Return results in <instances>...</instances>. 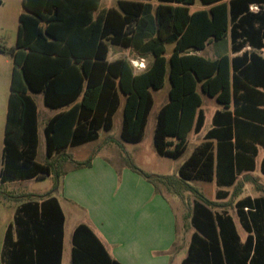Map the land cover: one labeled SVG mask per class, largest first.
<instances>
[{
    "label": "trees",
    "instance_id": "16d2710c",
    "mask_svg": "<svg viewBox=\"0 0 264 264\" xmlns=\"http://www.w3.org/2000/svg\"><path fill=\"white\" fill-rule=\"evenodd\" d=\"M158 1L157 6L120 1V12L101 11L96 22L85 25L82 22L88 20L87 15L73 12L77 9L72 5L25 0L15 47L0 45V53L12 56L14 61L0 194L8 184L31 180L52 178L53 187L44 195L15 197L20 205L6 232L2 264H62L65 216L54 194L70 170L92 167L97 155L76 161L67 151L98 141L102 132H111L123 99L121 140L140 144L154 107L152 91L164 87L167 75L171 82L169 100L158 112L154 132V145L161 157L181 159L188 150L189 134L201 132L205 116L200 110L199 90L224 109L215 114L207 142L193 151L177 175L145 172L131 159L124 162L125 167L165 199L162 187L170 192L184 189L199 196L189 216L197 233L181 264H264V198H246L236 204L247 233L243 240L233 218L226 212L213 216L210 208L214 203L189 184L216 180L219 187H231L243 172L242 96L238 86L241 60L229 55L209 60L191 51L203 50L211 39L220 42L229 34L234 52L248 44L262 48L264 11L259 7L258 13H252L250 4L264 0H230L229 5L225 0H200L209 8L193 13L190 7L197 0ZM75 15L81 17L78 24ZM150 17L153 31L142 38L138 48L137 33L144 34ZM259 19L263 25L257 28ZM133 23L135 29L131 28ZM168 44L174 45L169 59L165 57ZM110 46L132 48L151 56L152 62L137 74L128 60L109 61ZM19 80L25 84L23 89ZM30 93L42 94L50 109H67L45 123V163L37 160L38 109ZM210 139H217V145ZM67 163L72 169H64ZM71 243V264H121L87 225L75 229Z\"/></svg>",
    "mask_w": 264,
    "mask_h": 264
},
{
    "label": "crops",
    "instance_id": "0c3cea01",
    "mask_svg": "<svg viewBox=\"0 0 264 264\" xmlns=\"http://www.w3.org/2000/svg\"><path fill=\"white\" fill-rule=\"evenodd\" d=\"M120 1H141L143 3H152V5L154 6L159 5L158 0H54V4L72 5V9H77L73 10V12L78 10L82 11V13L84 15H87L88 18V20L82 22V24L88 25L96 22V20L100 18L99 14L101 11L103 12L113 9L120 12ZM15 2L16 3L14 5L23 6L25 0H15ZM224 2L229 5L230 0H225ZM250 5V11L252 13H258L259 7H262L264 11V1L254 2ZM253 7H257V9H253ZM208 8L209 7L203 6L200 0H197L194 6L190 7V12L193 13L199 10H206ZM22 13H24V8ZM22 13L19 14V17ZM104 15V13L101 14L103 18ZM79 18L81 17H78L77 15L74 16L76 24H78ZM262 25L263 23L259 19L255 27L258 28ZM131 28L135 29L136 24L133 23L131 25ZM153 28V20L152 17H150L145 27L144 34L137 33L136 43L138 45V48L143 42L142 38L144 36L147 37L148 34H151ZM225 40H227V43L230 42L228 46V49L230 48V51L229 54L226 55H229L231 59L241 60L240 69L242 72V78L241 83H239L238 86L241 87L240 93L242 96V134L240 138L242 141L241 152L243 154V172L238 176L237 181L235 182V186L231 187H219L216 183V180L210 183L203 181L189 182V184H196L197 182H202L212 185L213 187L215 186V197L219 201L227 200L231 196V191H233V189H235V193L239 190L238 186L239 182H241L242 176L258 174L264 178V46L262 48H254L253 46L248 44L244 46L239 52H234L232 49V36H230L229 34ZM223 41L215 42L213 39H211L203 50H193L191 51V54L198 55L199 53L205 51L207 47L212 46V43L218 44ZM111 47L112 46H110V51L108 55L109 61L123 59L120 58L122 54L121 52H129V55L127 57L130 60L128 61H132L136 64V67H134V69L135 73L137 74L144 72L147 69L148 59H152L151 56H144L143 54H139L132 48L125 49L120 46H113L117 47V49L114 51L115 53H117V57L111 59ZM169 47L172 48V55L174 45H166V54L168 52ZM115 53H113V55H115ZM218 53L219 49L215 48L213 52V60L221 57L220 53ZM171 55L169 56V58L171 57ZM151 62L152 60L150 61V64ZM142 63L145 67H143ZM3 64V60L0 59V77L1 79L6 80L8 74V67H4ZM18 83L20 88L23 89L25 86L24 82L22 80H19ZM199 92L202 98V106L200 110L204 113L205 122L199 134H195L194 132H191L189 134V137L190 135H195V137L199 136L198 139H200L199 143H193V150L191 154L198 146L207 142V135L213 129V121L215 114L218 111H223L224 109L223 105L218 103L215 99L208 97L207 95L203 94L200 90ZM3 95L4 86L1 85L0 101H3ZM7 95V101L9 104L10 94ZM31 95L34 98L38 109L39 155V151L42 148L43 141L45 153L47 149L45 123L49 119L53 118L61 112L66 111L67 109H50L46 107L42 94ZM35 95H42V104L46 108L43 115H41L42 113L40 105L36 101L34 97ZM202 95L209 99L206 110L203 109L204 101ZM213 104L216 105L214 109L212 107ZM231 110L233 111V106H231ZM6 121L7 118L4 124L0 126L1 153L3 152L4 147ZM210 141L215 146L218 143L217 139H210ZM124 144L125 143L120 139V145L124 146ZM98 153H100V151L97 152L92 167L80 170H70L61 181V186L58 192L54 194V197L57 198L65 216L62 264H64V260L68 251L70 255L72 254V235L75 229L82 224L89 226L94 231L97 237L104 244L110 256L121 264H181L188 255V250L192 241V237L194 234L197 233L196 229L193 228V226L191 225L193 228V233L190 237L189 242L186 245V249L183 252L173 254L172 251L177 243L178 238V221L175 210L169 198L166 197L165 199V197L158 194L155 191V188L150 183L145 181V179H143L140 175L134 173L133 171H131L132 173H129L130 169L126 168L124 163L117 164L116 173V170H113V168L107 161H101ZM190 155L180 164L179 168L190 157ZM181 159L176 161H180ZM45 162L46 161H44V163ZM76 190H78V194L75 197L74 192ZM195 190L202 195L200 191H198L197 189ZM193 194L195 195V199L193 201L194 204L195 201L200 200L198 199L199 196L197 194ZM202 196L205 197L204 195ZM246 198H251L252 200H254L258 198H264V196L262 195L252 197L247 195L240 198L236 202V204ZM206 199L209 200L208 198ZM17 203L18 204L15 206V208L12 211L8 212L10 213L9 220L3 227V239L0 245L1 261L7 229L9 228V226L13 225L16 209L20 205V202ZM119 203H121V206ZM86 204L92 205L91 207L94 210L97 208V215L94 218L88 215V217H85L83 221L79 220V222L74 224L72 227H69V211L76 210L78 213L85 214L84 210L86 211V209L84 205ZM236 204L234 207L236 216L230 214L226 210L217 209L219 208V205H217L216 203H214V206H212L210 210L212 211L213 216L218 213L222 214L224 212L229 214L236 224L238 233L244 240L247 236V233L245 232L240 223L236 211Z\"/></svg>",
    "mask_w": 264,
    "mask_h": 264
},
{
    "label": "rangeland",
    "instance_id": "374dc122",
    "mask_svg": "<svg viewBox=\"0 0 264 264\" xmlns=\"http://www.w3.org/2000/svg\"><path fill=\"white\" fill-rule=\"evenodd\" d=\"M15 0H0V45L6 46L7 48H14L16 45L17 39V29L19 24V14L23 12L22 5H14ZM213 45L207 47L205 51L199 53L198 55L213 60V52L215 48L219 49L220 56L229 54L230 48L228 46L230 44L227 43V40L221 43H212ZM111 55L110 58L117 57V53L114 51L117 47H111ZM115 53V55H113ZM121 57L125 60L128 59L129 52L122 51ZM172 53V48H168V52L166 54V58L169 59V56ZM218 53V54H219ZM114 56V57H113ZM0 59L3 60L4 67H8V74L6 80L1 79L0 77V86H4V95L3 101H0V126L4 124L7 118V109H8V101L7 94H10V87L12 83L13 69H14V61L12 56L7 54H0ZM152 59H148L147 68L150 65V61ZM133 67H136V64L131 61ZM143 64V63H142ZM144 65V64H143ZM145 67V66H144ZM169 70V68H168ZM171 88V82L169 79V75H167L165 80L164 87L159 91H152L154 97V107L150 114L147 128L145 130V136L143 141L140 144H128L125 143L124 146L120 145V133L122 129L123 122V101L121 107L114 118V127L113 130L109 133L102 132L101 137L98 141L74 148L69 149L67 153L76 161H86L90 157H94V153L99 152V158L101 161H107L113 170H116L117 173V164H123L126 160L131 159L134 164L148 173H155L160 175H176L178 172V168L180 164L191 154L193 150V143H199V136L195 137V135H190L189 137V149L185 156L180 161H175L169 158L161 157L155 148L154 145V132L156 126V119L159 110L161 107L166 104L169 100V91ZM38 104L40 105L41 115H43L45 111V106L42 104V95L34 96ZM204 106L203 109L206 110L207 103L209 101L208 98L203 96ZM216 105L213 104L212 107L214 109ZM198 139V140H197ZM122 141V140H121ZM1 145H0V168H1ZM111 160V161H110ZM38 161L44 163L46 161V153L44 150V141L42 143V148L39 151ZM65 170L72 169V164L67 163L64 164ZM129 173H132L129 170ZM192 188L197 189L208 198L210 201L219 205L217 209L226 210L230 214L236 216L235 214V204L236 202L244 197V196H264V178L261 175H244L241 177V182H239L238 191L235 193V189H233L231 196L224 201H219L215 197V186L209 185L207 183L197 182L190 183ZM53 187V179L47 178L46 180L37 181L31 180L26 182H20L16 184H9L1 188L2 193L0 194V245L2 243L3 237V227L6 222L9 220V211H12L15 206L18 204L15 201V197L19 195H44L49 192ZM167 197L169 198L173 208L175 210L177 221H178V238L175 248L173 249V254L183 252L186 249V245L190 240V237L193 233V228L191 226L189 216L191 214L192 204L195 199V195L190 191H185L184 189H178L177 191H167L164 187H162ZM78 194V190L74 192L75 197ZM84 204V203H83ZM121 206V203H119ZM90 204L84 205L86 211L81 214L76 210H71L68 213L69 218V227H72L74 224L79 222V220L83 221L85 217L88 215L93 218L97 215V208L94 210ZM7 207V208H4ZM7 209V210H6ZM243 234V233H242ZM0 264H2L0 258ZM64 264H71V255L68 251Z\"/></svg>",
    "mask_w": 264,
    "mask_h": 264
},
{
    "label": "built area",
    "instance_id": "2783aa9c",
    "mask_svg": "<svg viewBox=\"0 0 264 264\" xmlns=\"http://www.w3.org/2000/svg\"><path fill=\"white\" fill-rule=\"evenodd\" d=\"M253 9H257V7H253ZM143 65V64H142ZM143 67H144V65H143Z\"/></svg>",
    "mask_w": 264,
    "mask_h": 264
}]
</instances>
